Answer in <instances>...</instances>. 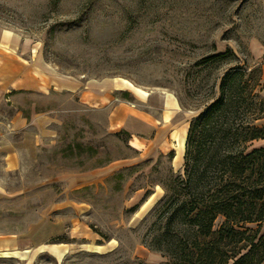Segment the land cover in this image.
I'll return each instance as SVG.
<instances>
[{"label":"rangeland","instance_id":"374dc122","mask_svg":"<svg viewBox=\"0 0 264 264\" xmlns=\"http://www.w3.org/2000/svg\"><path fill=\"white\" fill-rule=\"evenodd\" d=\"M1 33L18 53L0 61V141L24 149L5 179L0 234L71 242L34 264L167 262L149 244L190 121L231 68L264 97V0H0ZM17 115L27 123L15 133Z\"/></svg>","mask_w":264,"mask_h":264},{"label":"trees","instance_id":"16d2710c","mask_svg":"<svg viewBox=\"0 0 264 264\" xmlns=\"http://www.w3.org/2000/svg\"><path fill=\"white\" fill-rule=\"evenodd\" d=\"M243 78L228 70L189 123L182 174L166 187L149 244L164 264H264V148L250 149L264 140V97Z\"/></svg>","mask_w":264,"mask_h":264},{"label":"crops","instance_id":"0c3cea01","mask_svg":"<svg viewBox=\"0 0 264 264\" xmlns=\"http://www.w3.org/2000/svg\"><path fill=\"white\" fill-rule=\"evenodd\" d=\"M25 49V48H23ZM22 49V50H23ZM26 50V49H25ZM26 51H29L26 50ZM10 53H18L17 49V39L14 36L9 35V33L0 34V61L9 57ZM24 53V51H23ZM22 54V52H20ZM261 82L264 84V55L261 56ZM40 72V71H37ZM67 91H72L74 89V82H65ZM122 85L129 88L139 97H145L143 91L129 84L128 82H122ZM94 87V86H93ZM76 90H80L81 87H75ZM95 88H99L95 86ZM123 89L120 83L117 86H113L110 92H119ZM82 90H87L83 87ZM102 93V90L96 89ZM90 92V90L88 91ZM128 95V94H127ZM27 120L22 117V115H17L13 122H11V131L18 133L23 132L26 126ZM38 144H34V148ZM23 146V145H22ZM19 144H5L0 141V202L6 199L8 196L7 183L6 180L10 174H15L19 171L21 167L22 158V148ZM71 249V242L62 241L58 243H44L33 245L31 239H25L20 237L18 234H0V259L12 258L15 264H34L35 259L40 254L47 253L55 259L62 258Z\"/></svg>","mask_w":264,"mask_h":264}]
</instances>
